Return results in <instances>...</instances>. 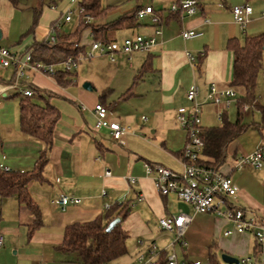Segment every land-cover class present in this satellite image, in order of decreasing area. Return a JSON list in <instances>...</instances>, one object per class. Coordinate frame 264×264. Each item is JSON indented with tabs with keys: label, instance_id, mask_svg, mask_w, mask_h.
Instances as JSON below:
<instances>
[{
	"label": "crops",
	"instance_id": "1",
	"mask_svg": "<svg viewBox=\"0 0 264 264\" xmlns=\"http://www.w3.org/2000/svg\"><path fill=\"white\" fill-rule=\"evenodd\" d=\"M43 1L35 0L34 8L37 10L39 6L41 11L36 13V24L39 16H42ZM177 1L179 0H152L151 4L145 6L135 1L124 7H114L108 13L105 21H112L138 6H151L161 14L159 25L146 20L114 35L116 42L113 44L121 46L126 38L152 36L156 28H159L162 33L157 45L149 53H118L115 62L107 57H99L102 63L117 65L110 66L115 67L113 69L117 73L121 71V66H127L131 70L129 74L123 75L122 83L114 84L113 79L105 83L91 81V90L88 91L92 94H84L67 92V87L74 83L77 76L74 73L69 77L71 83L66 86L60 85L56 77L42 74H32L29 78L20 80L22 84L30 81L28 85H23L22 90L36 88L44 95L53 94L49 101L60 110L61 117L54 130L53 145L47 151V162L42 168L43 180L32 181L28 185L29 192L41 211L42 224L31 233L35 219L32 213L17 197L0 198V233L4 236V246L0 248V264H39L41 261L47 264H72L71 257L58 249L64 240L65 228L104 216L106 204L111 207L129 205L130 214L122 225L128 238H136L135 246L139 248V253L142 248L138 241L142 240L144 243L143 238L152 234V222L160 229L161 218L177 216L181 212L192 216V222L186 230L195 222L197 216L193 207L181 202L174 193L161 196L156 189L154 176L146 173L144 165L148 162L158 163L175 172L183 170L180 158L187 136L177 123V111L181 107H191L187 93L196 85L199 89L198 99L203 103L202 126L209 127L203 124V115L209 107H214L218 119L220 108L206 102L209 87L216 84L221 89H237L231 86L233 54L228 49V42L230 39L243 40L245 36L264 33V0H197L198 12L183 19L178 14L169 12L170 6ZM246 3L253 8V14L243 29L234 21L231 8ZM49 4L54 10V0H50ZM17 8L8 0H0V48H5L1 41L10 37L12 22L20 11ZM62 17L63 15L59 20ZM54 18L46 22L48 31L57 21ZM74 20L79 23L77 18L70 23ZM70 23H63L62 26ZM185 29L195 30L202 35L185 40L181 36V31ZM88 37L92 39L89 32L84 33V40ZM33 38L32 45L42 41L36 35ZM32 45L28 43L27 49ZM89 48L90 43L87 46ZM26 50L20 49L14 53L22 54ZM188 53L197 57V69L192 68ZM262 64L261 74L264 71V52ZM144 65H147L148 71L140 74ZM8 71L13 73L12 79L7 78ZM14 76V68L0 69V97L9 98ZM257 99L264 106V96H258ZM98 103L108 108V121L117 122L128 129L122 136L123 143L113 140L108 129H96L94 108ZM82 106L86 109L83 110ZM250 110L253 113L256 109ZM260 122L261 119L256 125ZM250 129L258 130L261 138L250 148L235 140L229 146L226 163L220 169L231 176L239 189L237 196L229 198L227 205H222V208H241L264 223V165L260 169L246 167L234 170L239 156L252 154L264 146V128ZM1 132L0 127V134ZM0 141V161L5 162V167L2 168L4 170H33L45 149L43 142L30 137L21 129L15 131L12 137H3ZM108 170L111 172L110 176H106ZM129 177L135 178L136 184H129ZM62 194L74 195L82 201L79 205L62 210L52 203L53 199ZM139 196L143 199L139 200ZM223 226L225 232L233 227L228 221ZM242 240L251 244V255L257 257L259 249L255 239L251 240L243 234ZM147 246L144 253L147 252L149 243ZM226 254L232 256L229 251Z\"/></svg>",
	"mask_w": 264,
	"mask_h": 264
},
{
	"label": "built area",
	"instance_id": "2",
	"mask_svg": "<svg viewBox=\"0 0 264 264\" xmlns=\"http://www.w3.org/2000/svg\"><path fill=\"white\" fill-rule=\"evenodd\" d=\"M70 4L68 10L63 14L61 20H58L50 26L49 34L45 40L47 43L55 45L59 42V31L63 23H70L74 18L82 19L85 23H91L93 18L85 15V8L81 6L82 0H67ZM199 10V2L197 0H181L175 2L169 8L171 14H178L182 19L185 16H193ZM234 21L243 29L250 21L253 14V8L249 4L237 5L231 8ZM262 14L264 15V9ZM137 17L141 22L150 20L154 25L161 23V18L158 12L151 6L142 7ZM161 30L156 28L154 35L142 36L137 35L133 38H126L121 46L105 43L102 41H93L90 48L85 52L79 53L76 56L69 57L67 60L57 64L44 63L34 61L31 52L27 54H17L10 51L8 48H0V69H15L16 83L19 80L29 78L32 74H42L50 77H56L59 72L74 73L78 65L82 62L92 61L99 57H107L110 61L115 62L116 55L123 53L131 55L136 52L149 53L158 43V37L161 35ZM202 33L195 30H182L181 36L185 40L198 38ZM188 58L193 69L198 67V59L191 53H188ZM203 56V54H201ZM22 95L32 97L33 89L22 90ZM199 89L193 85L187 93V98L191 103L190 108L181 107L177 111V123L185 130L187 140L180 158L183 170L175 172L158 163H145L144 167L148 175L154 176V182L157 191L161 196H167L174 193L179 200L185 204L191 205L194 212L207 214L216 212L233 224V229L224 233V236L229 237L234 232L238 234L250 233L254 236L259 252L254 259L247 257L242 260L241 264H264V223L254 215H249L241 208L227 206L222 210V205H227L229 198H235L239 192L238 187L234 184L230 175L221 171L214 170L200 164L202 160V151L204 147L203 140L200 136L202 130V107L203 103L199 101ZM237 100L236 91L232 87L221 89L216 84H211L206 97V102L220 108L217 113L219 120H222L223 113L228 110L234 101ZM82 109L86 108L82 106ZM243 113L250 111L249 106L243 107ZM94 113L97 117L96 129H108L113 140L123 143L122 136L127 133L128 129L117 122L107 120L108 108L102 103H98L94 108ZM146 120L145 117L142 118ZM264 165V146L258 148L254 153L249 155L239 156L234 164V170H242L246 167L260 169ZM9 169H6L8 171ZM108 170L106 176H110ZM128 183L136 184V179L129 177ZM106 192H103V196ZM139 196V200H142ZM81 199L74 195L62 194L52 200L54 205H57L62 210L69 206H76L81 203ZM111 206L105 205V210H109ZM192 222V216L181 212L177 216L164 217L159 220L161 231L174 234L175 238L167 246L165 250L168 252L166 264H185L178 257L175 250L177 244L182 248H186L187 244L183 241L184 234L188 225ZM140 246L144 243L138 241ZM4 246V236L0 233V248ZM159 249L155 243L149 246L146 253L140 254L137 257V264H153L158 257ZM39 264H47L44 261Z\"/></svg>",
	"mask_w": 264,
	"mask_h": 264
},
{
	"label": "trees",
	"instance_id": "3",
	"mask_svg": "<svg viewBox=\"0 0 264 264\" xmlns=\"http://www.w3.org/2000/svg\"><path fill=\"white\" fill-rule=\"evenodd\" d=\"M8 1L14 7L19 6V0ZM80 4L85 8V15L93 18L91 23H85L80 19L74 32L59 34L57 44H49L44 39L34 43L22 54L31 52L34 61L56 64L85 52L89 45L84 42V33L86 32L91 34V42L102 41L113 44L116 42L114 35L117 32L141 23L137 17V13L141 9L140 6L112 21H105L114 6L103 7L102 0H82ZM158 15L161 18L159 12ZM228 49L233 54L231 86L241 88L244 92L237 99V116L234 121H230L227 112H224L221 125L215 127L202 126L200 133L204 143L203 158L200 164L218 171H221V167L226 163L228 148L235 140L250 128H264V106L258 103L256 95L263 67L264 33L256 36H245L243 40L230 39ZM146 71L148 68L147 65H144L139 73L142 74ZM71 75L72 73L59 72L56 75V80L60 85L66 86L71 83V79H69ZM33 90L34 95L32 97H21L20 129L30 137L43 142L45 149L37 160L35 168L31 171H6L0 168V198L17 197L19 202L32 213L35 219L31 233L42 222L41 211L32 198L28 185L32 181L43 180L42 168L47 162V151L53 145L54 130L61 117L60 110L49 101L54 96L53 94L44 95L36 88ZM244 106H249L251 109L260 112V124H247L244 121L242 111ZM130 211L129 205L119 204L111 207L104 216L93 221L68 225L65 228L64 240L58 246L59 251L71 257L72 264H108L126 255L128 253V234L122 224ZM118 218L121 219L120 223L108 232L107 229L110 224ZM75 256L77 258H74ZM167 256V250H159L158 257L153 264H166ZM182 260L185 264H199L188 261L186 254H183ZM207 264L224 263L211 251Z\"/></svg>",
	"mask_w": 264,
	"mask_h": 264
},
{
	"label": "rangeland",
	"instance_id": "4",
	"mask_svg": "<svg viewBox=\"0 0 264 264\" xmlns=\"http://www.w3.org/2000/svg\"><path fill=\"white\" fill-rule=\"evenodd\" d=\"M135 1L142 3L145 6L146 4H151L152 0H102V5L103 7H124ZM49 3L50 0H44L42 2V16H39L38 22L36 24V13L38 14L41 12L40 7L38 6L37 10L34 8L35 0H19V6L17 9L20 11L12 22L10 37L9 39L7 38L1 41V44L12 52H18L20 49L26 50L28 43L32 45L31 42L34 39V35L41 37L42 40H46L49 34L47 29L48 24L46 22L53 19L54 17V19L58 21L60 16L65 14V12L70 7V4L67 0H54V10L50 8ZM165 9H168V7H165ZM77 26L78 21L74 20L70 24L61 26L59 34L72 33L76 30ZM84 41L86 44H89L92 39L88 37ZM116 45L119 46V44ZM110 66L117 65H107L105 62L102 63L99 58H96L92 61L82 62L78 65V68L74 72V75L77 76L75 77L74 83L67 87V92H83L84 94H92L91 91L84 89L83 86L85 83H91V81L95 83H105L112 79L115 81L114 84L122 83L123 75L129 74L131 71L127 66H121V71H118L117 73L115 69H113L115 67L111 68ZM7 75L8 79H12L13 73L11 71H8ZM15 81L16 76H14V81L11 82L12 91L10 92V96H14H9V98H4L3 96L0 97V127L3 131L0 134V139L3 137H12L15 131L20 130V95L22 94V89H24V86L28 85L30 81H26L22 84L19 80L16 83L17 87H14L13 84ZM258 82L259 87H257L256 90L257 98L258 96H264V71L261 74L260 80ZM235 91L237 94V99L244 93L241 88H237ZM8 95L9 93L7 96ZM67 104L73 106L68 102ZM215 113L216 110H214V107H209L207 110H205L203 115V124L205 126H217L223 123V120L216 118ZM236 116L237 100L234 101L232 106L227 110V117L230 121H234ZM260 119L261 116H259V113L256 110H253V113L252 110H250L248 113H244V121L247 124H257L259 123ZM259 138H261V136L258 130L248 129L237 139V141H240L243 144L245 143L246 147L250 148L254 147L256 141ZM4 164L5 162L0 161V168L5 167ZM221 209L224 210L223 208ZM196 216L195 222L190 225L189 230H186L184 234L183 241L187 244V247L182 248L180 244H177L175 248L180 259H183V254H186L188 261L190 262L207 264L211 251H213L217 257L220 258V260L222 255L228 251L232 253V257L238 259L240 262L247 257L255 259V257L251 255V244H248L243 240L241 241V236H243V234L241 235L234 232V234H232L230 237L224 236L225 231L223 224L224 222L228 221L224 217L220 216L216 212L207 214L197 213ZM233 228L234 227H231L229 229L231 230ZM151 233L152 234L147 235L148 238H143L145 246L143 245L140 247L142 248L140 249V253L139 248L135 246L136 238L134 236H130L127 240V246L129 250L128 253L116 260L111 261L108 264H136L137 255L143 254L148 247L147 244L149 243V246L152 245V240H154L156 246L159 249H166L175 238L174 234L161 231L154 222H152ZM245 237L254 240V236L250 233H246ZM74 258L77 257L75 256Z\"/></svg>",
	"mask_w": 264,
	"mask_h": 264
},
{
	"label": "water",
	"instance_id": "5",
	"mask_svg": "<svg viewBox=\"0 0 264 264\" xmlns=\"http://www.w3.org/2000/svg\"><path fill=\"white\" fill-rule=\"evenodd\" d=\"M1 37H2V34H1V31H0V39H1ZM84 88L87 89V90H91V86H90L89 83H85L84 84ZM120 221H121L120 218H118L115 221H113L110 224V226L108 227L107 231L108 232L111 231L115 227L116 224L120 223ZM221 259H222V262L224 264H241L238 259H236V258H234L231 255L226 254V253L222 255Z\"/></svg>",
	"mask_w": 264,
	"mask_h": 264
}]
</instances>
